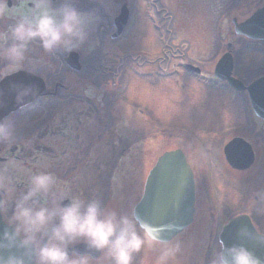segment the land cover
Returning a JSON list of instances; mask_svg holds the SVG:
<instances>
[{
  "label": "flooded vegetation",
  "instance_id": "obj_1",
  "mask_svg": "<svg viewBox=\"0 0 264 264\" xmlns=\"http://www.w3.org/2000/svg\"><path fill=\"white\" fill-rule=\"evenodd\" d=\"M140 1L143 7L139 4L141 3ZM140 1L78 0L77 8L82 12L93 14L95 20L92 27L95 28L98 35L101 34L102 38L109 36L112 42H117L125 38L131 31L134 20H137L134 12L138 10H141L143 14L145 12L151 27L155 25V15L162 13V10H158L156 6V3L160 0ZM162 1L166 2L167 11H172V14H175V12L177 14L184 13L185 10L189 9L188 5L191 7L190 0ZM196 1L199 3L196 9H205L207 11L206 14L214 12L222 14L223 11L224 15L227 13L228 17H230H227L228 19L225 23V32L230 35V38L223 45L220 43L216 48L215 52H217V49L222 52L209 65V70L206 68L202 69L199 63L198 65L195 62L188 61L185 54L175 55L176 53L173 52L172 47H167L166 44L164 45L162 56H157L153 60L143 58L140 62L139 59L133 60V64L136 66L133 74L136 78L138 77V73L148 78L146 74L152 72L148 68L156 66L155 70L159 75H166L164 77L166 80L172 81L173 79L178 87H181L184 79L188 82V86L189 83L192 84L195 81L202 83L201 87L198 88V99L195 101L194 106H211L212 116L197 120L198 127L195 134L188 133L185 129L176 131L179 133L176 137H172V134H162L164 143L166 144V151L161 152L158 156L165 152L179 151L188 165L193 190V216L190 224L173 239H179L182 242V252L173 264H209L212 255L218 250L221 241L225 245L244 242L246 246L252 248L258 257L264 259V248L256 246L253 241H240L236 237V231L241 226H247L260 236H264V198L258 195L264 194V104L261 106L260 113L257 114L245 90L237 91L236 88L220 78V76L223 77L225 75L224 70L215 75L218 60L223 55L229 53L232 56L234 65L231 77L242 83L244 88H248L257 80L264 78L263 61L260 60V64L252 62L255 58L254 55L264 58V40L251 41L236 37L232 23V20H235L237 24L246 21L253 13L260 9V6L262 7L264 0H259V3H261H258L251 12L247 8L248 3L252 0H238L237 2L230 0ZM13 2L14 0H8L9 7L12 6ZM171 3L174 8L171 7ZM107 4L118 5V9L115 7L114 13L112 11L106 12ZM53 6H58L55 0ZM123 10L128 14L127 24L122 34L117 39H114V22ZM169 19L171 20L170 17H168ZM165 20V17L160 18V20L158 19V24H160L159 27L163 34H166L167 23ZM217 36L215 42L222 39V35L217 34ZM167 40L169 42V38ZM166 48H169V51H166ZM79 52H72L78 55L77 63L79 70L74 71L68 68L64 63V59L69 54L63 55L59 59L60 62L58 61L61 73L57 77L52 70H49L51 66L42 65L43 59H47L49 56L41 54L39 48H34L31 54L35 62L34 68L36 74L34 76L42 80L43 90L41 97L33 106L39 105V101H44L46 98H56L58 93H74L73 90H80L79 84L82 81L85 84L82 87L84 94L87 95L85 101L92 109H89L88 116H85L80 125L93 121L104 128L106 125L117 126L122 122L118 121V117L122 116L121 110L119 107L118 109L112 108L113 105L110 108L109 102L116 99L118 104V95L120 94V89L123 88L122 80L124 79L122 75H118L122 69L119 65L118 67L117 65L114 67L105 65V63L98 64L97 60L91 58L84 60ZM241 54L248 58L247 61L242 60ZM139 56L141 55H137V57ZM23 72L28 73L27 71H19L13 75ZM75 77L77 78L74 79ZM146 77H142V79H146ZM164 80L161 85L172 87H170L171 91L169 89L168 92L166 91V95L172 101V94H176L175 90L173 92L175 84H169L167 81L165 83ZM136 87L138 88V86ZM188 88L191 91V87L189 86ZM219 88L227 91L225 101H220L222 97ZM260 90H264V87H261L259 92ZM214 98L218 102H214ZM179 101L174 103L178 104L180 103ZM102 109L104 110L103 113H101ZM57 111H53L52 118H49L51 120L48 119L42 130L41 127L36 128L34 135H31L29 138L26 137L16 144L1 146L0 158L7 160V156L12 154L11 158L19 162H25L26 160L24 159L28 158H36L37 163H39L40 157L47 154L49 149L47 144L43 142L53 137L55 141L52 151L54 165L52 172L59 179H62L63 175H69L70 171L78 163L82 162L85 157H89L90 147L88 143L84 146L81 140H77L75 142H78V147L75 150L73 138H69L68 141L65 140L67 136L63 132V126H67L69 117L65 114L63 116L59 115ZM139 114L141 117L143 116L141 111ZM64 115L66 116L65 124L63 123ZM13 116L15 115L9 118L12 120ZM56 117L59 118L56 119ZM144 121L149 124L148 121L150 120L145 119ZM199 122H201L200 126ZM51 127L55 128H52L51 131ZM66 129L68 131L71 130L69 126ZM114 129L116 130L115 127ZM112 130L110 129L109 132ZM106 133V129H104L100 134L101 139H105V142L108 140ZM203 137L207 138L206 144L202 141ZM154 138L155 136L149 133L144 139H137L133 142L132 146L124 149L121 148L123 144L120 146L114 144L116 148L119 147L121 150L118 155L116 154L117 151L112 154L114 150L109 153L115 162L108 185L104 178L105 174L102 173L104 169H100L97 176H91L92 179H90L89 185L101 189L105 199L106 190H111L117 186L118 173L129 160H134L135 165L139 161L143 162L145 166L148 165L145 172L147 173L154 163L150 161V158L152 157L156 160L158 156L149 157L150 153L147 152L145 158L148 159L145 161L141 157L144 152V147L141 146L145 142L147 148L152 147ZM172 142L173 147H171ZM79 145H83L84 148L81 147V150H79ZM131 147L133 148L132 150H130ZM11 148H14L13 152L10 151ZM7 149L8 151L6 152ZM5 162L8 161L1 162V164ZM80 172L81 170L77 169V173ZM72 179L74 177L65 179V182L67 183ZM135 186H138V182H136ZM231 222L236 223L235 226L232 227V230L224 232V228ZM149 252L150 250L147 247L141 250L140 253L144 255V258L138 264H148L144 260H152L148 254ZM187 254L188 256L186 257Z\"/></svg>",
  "mask_w": 264,
  "mask_h": 264
},
{
  "label": "clouds",
  "instance_id": "obj_2",
  "mask_svg": "<svg viewBox=\"0 0 264 264\" xmlns=\"http://www.w3.org/2000/svg\"><path fill=\"white\" fill-rule=\"evenodd\" d=\"M55 2L54 7V0H14L9 7L0 0V80L19 71L36 74L34 48L57 57L80 50L89 39L93 14L78 10V0ZM37 95L30 85L15 89L21 107ZM16 141L12 120L0 118V144ZM17 183L0 174V264H134L145 247L157 251L156 264H173L182 252L179 239H165L160 227L135 211L118 212L98 197H85L51 171H30L19 190ZM236 237L264 248V236L247 226ZM209 264H264V259L244 242L221 241Z\"/></svg>",
  "mask_w": 264,
  "mask_h": 264
},
{
  "label": "rangeland",
  "instance_id": "obj_3",
  "mask_svg": "<svg viewBox=\"0 0 264 264\" xmlns=\"http://www.w3.org/2000/svg\"><path fill=\"white\" fill-rule=\"evenodd\" d=\"M230 1L237 2L238 0ZM190 2L191 7L188 5L189 9L185 10V12L181 14H177L176 12L175 14H172V11L168 12L166 2H163L162 0L157 2L156 6L158 10H162V13L155 15L154 18L155 27L158 32L155 30L153 31V26L151 27V25H149L150 23H148L145 12L143 14L141 10L134 12L137 20H134V25L132 26L131 31L129 29V34L117 42H112L109 39V36L102 38V35H98L95 31V28L92 27L89 34V39L84 45H82L80 50H78L80 51L79 53L84 60L91 58L97 60L98 64L105 63V65L114 67L116 65L118 67L119 65V67L122 69L119 71L118 75H122L124 78L122 80L123 88L120 89V94L118 95V104L116 99L109 102L110 108L113 105L112 108L118 109L119 107L121 110L122 116L118 117V121L122 122L113 127L111 125H106L105 128L93 121L85 123L84 125H80L85 116H88L89 109H92L91 106L85 101V97H87V95L84 94L82 88L85 84H83L81 81V84H79L81 87L80 90L75 89L73 90L74 93H58L56 98H46L44 101L41 100L39 101V105H36L35 107L33 106L31 109H27L17 114L12 119V122L14 123L17 130L16 142H21L25 137L29 138L32 130H36L37 127H41L42 130L46 122H48V119L52 118V113L54 110H58L57 112L59 115H68L69 120L67 122V126H63V132L67 136L65 140L68 141L69 138H73L74 142L81 140L84 146H86L88 143L90 151L89 157H85L82 162L78 163L70 171L69 175H63V180H59L61 182H65V179L74 177V179L67 182L73 191L81 193L85 197L95 196L104 201V194L101 192V189L89 185V181L92 179L91 176H97L100 169H104V172H102L105 174L104 178L106 182L109 181V173L114 162V159L110 157L109 153L114 150L112 154L117 151L116 154L118 155L119 151L121 150L119 147L116 148L114 144L118 146L123 144V146H126L129 142H134L137 139H144L147 136L146 134L148 130L153 125L155 128L153 129L152 127L150 131L152 133L155 132L152 134V136H155L153 146L147 148L145 142H143L141 146L144 147V152L141 157L147 161L148 158H145L147 152L150 153L149 157H157L161 152L166 151L164 137L161 134H172V137H176L179 134L176 131H182L183 129H185L188 133L190 132L195 134L197 132L196 128L198 127L197 120H201L202 118H210L212 116L211 106H194L195 101L198 99V88L201 87L202 83L196 81L192 84L189 83V86L191 87L190 91L188 88V82L183 78V84L181 87H178L173 79L172 81L166 80V78H163L166 75H159V73L155 70L156 66L148 68V70L152 71L151 73L146 74L148 75V78L139 73L137 75L140 78H136L133 74L136 67L133 64L134 59H139L140 62L143 58L153 60L157 56H162L164 44H166L167 47H172L173 52L176 53L175 55L185 54V57L188 61H192L197 64L199 63L202 69L206 68L209 70V65L212 64L222 52L219 49H217V52H215L216 48L220 43L223 45L227 39L230 38V35L225 32V23L228 19L226 16L227 13L225 11L226 15H224V12L222 11V14L219 12L206 14L207 11H205V9H196V7L199 6V3L196 0H190ZM258 3L259 0L250 1L248 3L247 10H250V12L253 11ZM139 4L143 7L142 2ZM115 7L118 9V5L113 6L107 4L106 12L112 11V13H114ZM171 7L174 8L172 3ZM142 10L144 11V9ZM164 17L166 18L165 22L167 23L166 29L164 28L166 30V34L161 33L162 30L159 27L160 24H158V19L160 20V18ZM168 17H170L171 20H168ZM217 34L222 35V39L218 42H215L216 38L218 37ZM167 38H169V42ZM177 50H179V52H177ZM166 51H169V48H166ZM37 53H39V51H37ZM41 54L44 55L42 51ZM137 55L141 56L137 57ZM62 56L63 54H60L57 57L49 56L47 59H43L42 65L51 66L49 70H52V72L57 77H59V74L61 73L59 69V59ZM241 57L242 60L245 61L248 59L246 56H243V54H241ZM254 57L255 58L252 60V62L260 64V60H262L263 67L264 58L257 55H254ZM142 77H146V79H142ZM76 78L77 77L74 79ZM163 80L165 83L167 81L169 84H175L174 87L176 89L174 88L173 92L175 90L176 94H172L173 102L166 95L169 90L171 91L172 87L168 85H161ZM136 86H138V88ZM219 92L222 97L220 101H225L227 91L219 88ZM178 100H180V103L175 104L174 102ZM213 101L218 102L216 98H214ZM131 106H133V108H131ZM137 109H142L146 114L141 117L139 114L141 110L137 111ZM230 110H232V108H230ZM103 111L104 110L102 109L101 113H103ZM65 115L63 117L64 124L66 123ZM58 118L59 117H56V119ZM145 119L150 120L148 121L149 124L144 121ZM43 121L44 123H42ZM29 123H33L32 129L28 127ZM35 124H37V126H35ZM200 125L201 122H199V126ZM68 126L71 129L70 131L66 129ZM52 128L55 127H51V131ZM104 129H106V135H108V140L106 142L105 139H101L100 136ZM110 129L113 130L109 132ZM206 140L207 138L203 137L202 141L205 144ZM54 141L55 139L51 137L43 142L47 144L49 149L47 154L40 157L39 163H37L36 158H28L24 159L26 160L25 162H19L18 160L12 159V154H10L7 156V160H3V162H8H5L4 164L2 163L0 165V174L10 176L14 180L18 181L17 188L19 190L23 188L24 182L26 181L30 171L34 172L47 170L52 172V168L54 169L52 159ZM83 145H79V150H81V147L84 148ZM1 146H4V144H0V147ZM123 146L121 148L124 149ZM76 147H78V142H75V150ZM171 147H173V142L171 143ZM7 151L8 149L6 152ZM150 161L153 163L155 159L151 157ZM143 165L144 163L139 161L136 164V167L133 166V168H127L123 166L122 170L118 173V179H120L121 184L112 191L110 201L106 202L108 207L123 213L132 211L134 205L137 203V198L141 193V189L139 192L138 188L133 187H135L136 182H138V186L141 187L143 176L146 175L145 172L146 168L148 167V165ZM77 169H80L81 172L77 173ZM149 250L150 252L148 254L154 257L155 260L146 259L144 262L148 264H156V256L158 253L154 249ZM187 256L188 254L186 257ZM143 258V254H136L134 258V264L141 263Z\"/></svg>",
  "mask_w": 264,
  "mask_h": 264
},
{
  "label": "water",
  "instance_id": "obj_4",
  "mask_svg": "<svg viewBox=\"0 0 264 264\" xmlns=\"http://www.w3.org/2000/svg\"><path fill=\"white\" fill-rule=\"evenodd\" d=\"M126 23V14H122L115 21L117 36L123 29ZM235 24V23H234ZM235 34L244 36L248 39L257 41L264 40V5L261 9L255 12L247 21L241 24H236L234 27ZM228 60L225 75L220 76L222 80L227 81L232 87L245 90L250 98V102L257 114L261 111V106L264 104V90L259 89L264 87V78L254 82L248 88H244L239 82L230 78L232 71V61L228 55H225L216 67V73L220 70L222 63ZM71 68H74L70 64ZM19 75L10 77L0 83V88L3 85L9 86L10 92L4 93V89L0 93V118L14 112L21 107L15 100V89L21 86L24 81H20ZM23 78V77H21ZM33 81H30L31 83ZM37 92V91H36ZM35 97H28V104ZM190 173L184 159L179 151L165 153L160 156L153 168L148 173L145 181L142 197L134 210L142 219L160 227L163 230L165 239H172L186 228L193 215V196ZM234 222L228 224L224 231L231 230L235 226ZM0 227H3L0 224ZM80 251L84 248L78 246Z\"/></svg>",
  "mask_w": 264,
  "mask_h": 264
}]
</instances>
